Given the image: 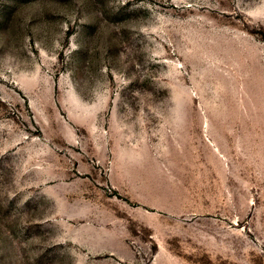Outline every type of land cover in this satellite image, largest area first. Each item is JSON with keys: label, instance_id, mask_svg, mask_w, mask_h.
<instances>
[{"label": "rangeland", "instance_id": "obj_1", "mask_svg": "<svg viewBox=\"0 0 264 264\" xmlns=\"http://www.w3.org/2000/svg\"><path fill=\"white\" fill-rule=\"evenodd\" d=\"M0 264H264V0H0Z\"/></svg>", "mask_w": 264, "mask_h": 264}]
</instances>
